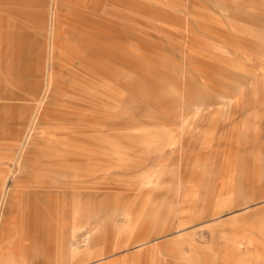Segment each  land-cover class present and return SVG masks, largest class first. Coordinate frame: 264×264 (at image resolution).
Returning <instances> with one entry per match:
<instances>
[{
    "label": "rangeland",
    "instance_id": "obj_1",
    "mask_svg": "<svg viewBox=\"0 0 264 264\" xmlns=\"http://www.w3.org/2000/svg\"><path fill=\"white\" fill-rule=\"evenodd\" d=\"M16 2L0 3V195L18 197L0 264H264V0ZM38 103L45 142L20 144ZM39 147L45 186L93 190L31 194Z\"/></svg>",
    "mask_w": 264,
    "mask_h": 264
},
{
    "label": "crops",
    "instance_id": "obj_2",
    "mask_svg": "<svg viewBox=\"0 0 264 264\" xmlns=\"http://www.w3.org/2000/svg\"><path fill=\"white\" fill-rule=\"evenodd\" d=\"M6 2L11 3V4L16 3L17 5L16 0H10V1L0 0L1 4L6 3ZM20 3H21L20 5L28 6V3L26 4V2H20ZM8 12L10 14H13V13L16 14L14 11H8ZM0 21L1 23H3V19H1ZM49 84H50L49 80L46 79V85H49ZM35 86L39 88L36 90L35 94L30 93L34 86L30 87L28 91L29 96L32 97L33 101H37V98L40 96V94L43 95L42 88H44L45 84L43 85V87H41L39 84H35ZM34 114H36V118H39L41 115H44V109L40 110L39 103L38 105H32L30 108L24 109V120L22 122L24 126V132L19 138L20 144H24L25 141L27 143L29 140L28 145H31V144L33 145L34 143V144H37L38 146H41L45 142L43 138H38L35 135L29 134L30 131L33 130V127L37 126L38 124V122L34 123V118H35ZM56 147L59 149L58 146ZM61 151H64V150L61 149ZM61 151H60L61 155L59 157V160L64 163H70L69 161L70 159H66L63 156L64 152H61ZM23 154H24L23 166L24 168H25V165L28 166L29 170L31 171V173L26 175L25 178L30 179L31 183L32 184L34 183L36 185L35 187L32 186V190H30L31 194L43 195L44 192H55L56 195L59 196V195H66V193H69V192H76V194H80V193H83L82 191L90 192L93 190L90 185L83 184V183L78 184V185H74V184L71 185L70 183L66 182V183H59L57 187L45 186L43 182L44 180L43 175H42L43 173L38 174L36 171H34V169L40 167V164L35 160L37 158V155L40 156L42 154V148L39 147V148H35L33 151H30V150L26 152L24 151ZM38 183H42L43 185H38ZM17 200H18V197L16 193L6 194V192H4L3 195H0V239H2L5 236V233L9 231L10 226L14 223V219L11 218V214H13ZM24 236L27 237V234H25Z\"/></svg>",
    "mask_w": 264,
    "mask_h": 264
}]
</instances>
